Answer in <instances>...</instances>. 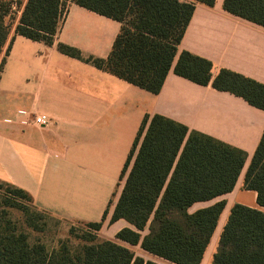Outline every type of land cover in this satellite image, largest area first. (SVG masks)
<instances>
[{
    "label": "crops",
    "instance_id": "crops-1",
    "mask_svg": "<svg viewBox=\"0 0 264 264\" xmlns=\"http://www.w3.org/2000/svg\"><path fill=\"white\" fill-rule=\"evenodd\" d=\"M222 3L195 5L175 61L180 52L188 51L209 60L214 75L224 68L264 84V28L228 14ZM21 10L11 26L0 72V182L22 189L36 209L70 226L100 222L106 212L96 233L100 240L127 247L145 261L173 264L143 251L139 244L117 239L120 230L134 228L124 219L111 222L151 119L161 115L189 132L207 135L246 154L230 193L189 208L194 212L225 201L200 263L210 264L232 206L264 212L256 193L242 189L244 173L264 130V110L210 85L178 77L173 67L160 92L151 94L57 49L62 43L79 50L82 58L105 59L119 31L118 22L70 3L52 44L47 45L14 34ZM38 115L50 122L44 127L34 125ZM145 117V127L122 174Z\"/></svg>",
    "mask_w": 264,
    "mask_h": 264
},
{
    "label": "trees",
    "instance_id": "trees-1",
    "mask_svg": "<svg viewBox=\"0 0 264 264\" xmlns=\"http://www.w3.org/2000/svg\"><path fill=\"white\" fill-rule=\"evenodd\" d=\"M66 1L116 21L120 28L105 59L82 58L79 50L59 43L62 54L151 94L160 92L173 67L178 77L210 85L264 110V84L224 68L214 75L209 60L188 51L180 52L175 61L195 5L213 7L216 0H0V72L9 50L5 46L15 19L10 25L13 6L22 8L14 34L51 45L68 10ZM222 9L264 28V0H223ZM146 121L147 117L122 174ZM245 160V152L238 148L189 132L161 115L153 116L111 218V222L124 219L134 230L124 228L116 238L132 246L139 244L147 253L173 264H200L225 201L194 212L189 208L230 193ZM0 189L5 194L0 201V264H158L115 242L100 240L96 233L106 212L100 222L83 224L79 230L70 226L68 239L58 240L49 249L40 238L31 239V233L45 231L44 212L31 211L32 199L22 189L1 182ZM242 189L254 191L257 204L264 208V130L244 173ZM7 209L20 212L22 220L14 221ZM211 264H264V212L232 206Z\"/></svg>",
    "mask_w": 264,
    "mask_h": 264
},
{
    "label": "rangeland",
    "instance_id": "rangeland-1",
    "mask_svg": "<svg viewBox=\"0 0 264 264\" xmlns=\"http://www.w3.org/2000/svg\"><path fill=\"white\" fill-rule=\"evenodd\" d=\"M67 3V7L70 4L69 1H66ZM13 15H11V17L9 16V22L10 25H12V20L14 19L15 15L17 14L18 9L16 8V6H13ZM65 15V14H64ZM63 16L60 19V22L62 23L63 21ZM5 194H4V190L0 189V201L2 200L1 198H4ZM27 204V203H26ZM31 211L36 210L33 206L29 205ZM8 212L10 213V217L15 221V220H22V216L21 213L18 212L17 210H13V209H7ZM45 216V221H46V226H45V231L42 233H31V239L33 240L35 237L40 238V240L49 248L51 249L52 247H54L57 243L58 240H65L68 239V230L70 228V225H68L66 222H64L61 219H58L54 216H51L48 213H43ZM75 228H77V230L83 228V224H75L74 225ZM71 242H73L74 244L78 243V240L74 239V238H70ZM218 241V240H217ZM144 251V250H143ZM146 252V251H145ZM154 256V255H153ZM155 258L157 256H154ZM159 258V257H157ZM211 264V261H210Z\"/></svg>",
    "mask_w": 264,
    "mask_h": 264
},
{
    "label": "built area",
    "instance_id": "built-area-1",
    "mask_svg": "<svg viewBox=\"0 0 264 264\" xmlns=\"http://www.w3.org/2000/svg\"><path fill=\"white\" fill-rule=\"evenodd\" d=\"M65 16L63 15V18ZM50 122L49 118H47L46 116L44 115H38V116H35L33 118V123L34 125L38 126V127H44L46 126L48 123Z\"/></svg>",
    "mask_w": 264,
    "mask_h": 264
}]
</instances>
